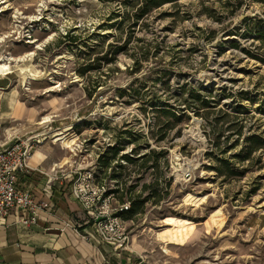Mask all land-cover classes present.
Here are the masks:
<instances>
[{
    "label": "rangeland",
    "instance_id": "rangeland-1",
    "mask_svg": "<svg viewBox=\"0 0 264 264\" xmlns=\"http://www.w3.org/2000/svg\"><path fill=\"white\" fill-rule=\"evenodd\" d=\"M138 1L0 0V90L23 105L13 122L28 135L45 124L92 184L120 181L113 205L160 182L161 199L126 217L159 261L264 264V0H176L134 25ZM181 97L205 107L174 126L161 114L155 141L159 114L141 103ZM119 142L132 162L99 160Z\"/></svg>",
    "mask_w": 264,
    "mask_h": 264
},
{
    "label": "crops",
    "instance_id": "crops-1",
    "mask_svg": "<svg viewBox=\"0 0 264 264\" xmlns=\"http://www.w3.org/2000/svg\"><path fill=\"white\" fill-rule=\"evenodd\" d=\"M6 96L0 90V148L15 137L47 134L45 124L29 135L33 129L15 124L23 105L14 99L6 100ZM50 138L46 135L34 149L29 171L19 174L17 180L20 189L45 201L48 208L35 223H23L25 212L18 207L0 222V264H165L152 251L155 247L151 248L139 235H130L123 248L101 239L91 216L73 194L72 163L61 155L58 139ZM167 264L184 262L170 257Z\"/></svg>",
    "mask_w": 264,
    "mask_h": 264
},
{
    "label": "built area",
    "instance_id": "built-area-1",
    "mask_svg": "<svg viewBox=\"0 0 264 264\" xmlns=\"http://www.w3.org/2000/svg\"><path fill=\"white\" fill-rule=\"evenodd\" d=\"M46 134L15 137L0 148V222L13 208L25 212V224L35 223L40 213L48 208L45 201L18 187L19 174L29 171V158L36 147L43 143ZM73 194L91 216V223L103 241L126 247L130 240L127 219L119 211L129 209L130 202L113 205L111 194H106V184H92V171L73 170Z\"/></svg>",
    "mask_w": 264,
    "mask_h": 264
},
{
    "label": "trees",
    "instance_id": "trees-1",
    "mask_svg": "<svg viewBox=\"0 0 264 264\" xmlns=\"http://www.w3.org/2000/svg\"><path fill=\"white\" fill-rule=\"evenodd\" d=\"M172 1H176V0H139L138 3H136V6L134 7L136 9L135 13L133 15H128V18L131 19L132 17H134V21L133 24L136 25L138 22H140L141 20L144 21V19L146 18V16L155 8L162 6L163 4L167 3V2H172ZM67 37L70 38V40H75V36L74 35H69L68 33L66 34ZM131 41V35L127 38V40L125 41V48L126 51H129L128 45L130 44ZM143 57H145V53H142ZM131 55L134 56L135 59V63L137 65L140 64V60L142 58L138 56V54H136V52L131 53ZM90 68V67H87ZM87 68H83L79 70V74L84 75L85 74V70ZM89 96H91V93H89ZM200 94H197V97H199ZM204 103H201L199 105H196L194 107L191 106V103L188 101V99L186 98H175V99H170V98H165V99H150L148 101H145L144 104L141 103L142 106V110L146 111L148 108L153 107V110H155L159 115L156 117L155 119V123L160 125L159 126V134H157L155 136V141L157 142H161L162 140H164L165 138H167V132L163 131V126H161L162 124V120L160 119V115L161 114H170L173 118L174 121H167V124H171L172 126H174V124L177 122L178 118L183 117L184 115H187V112L189 110H194L196 111L199 108H204L203 106ZM200 112V111H197ZM164 123V122H163ZM249 141L251 139H248ZM252 144L247 145V150H246V154L242 157V159H247L250 157V154L252 153V151L254 149H256V145L255 141L251 142ZM124 149V145H122L120 142L114 145H108V147L106 148V150H104L103 152L100 153L99 155V160L103 161L107 160L108 156H111V158H117L119 157V159H125L128 162H132L133 158L131 153H139L137 152V149L134 147L132 148L131 153H123L122 155H120V152ZM163 152V151H160ZM148 153H143L141 154V158L144 161V163L146 162V156ZM240 154V153H238ZM145 165V164H142ZM122 166V165H121ZM116 176V175H114ZM160 179V178H159ZM118 180V177H117ZM103 184V183H101ZM120 181H118L117 183V187L115 188H108V190L106 191V194H111V193H119L121 190V185H120ZM157 187H154L156 185L154 184H148V183H144L143 184V189L146 190L148 188H153L151 189V192L142 197V194H138L136 195L134 198H132L131 195V199H132V204L130 205L129 209L124 210V211H119L118 214H121L125 219L126 217L132 216L134 215L139 208H143L144 203L149 200L150 198L154 197L156 199V201L160 200L162 197V189L159 187L160 182H157ZM133 186L128 188L129 190H132ZM124 190L123 192H120V196L123 197L124 195ZM123 203V202H122Z\"/></svg>",
    "mask_w": 264,
    "mask_h": 264
},
{
    "label": "bare ground",
    "instance_id": "bare-ground-1",
    "mask_svg": "<svg viewBox=\"0 0 264 264\" xmlns=\"http://www.w3.org/2000/svg\"><path fill=\"white\" fill-rule=\"evenodd\" d=\"M8 72H11V65L8 62H0V73L4 74ZM59 138H63V137H59Z\"/></svg>",
    "mask_w": 264,
    "mask_h": 264
}]
</instances>
